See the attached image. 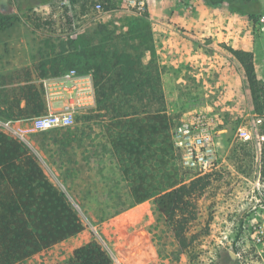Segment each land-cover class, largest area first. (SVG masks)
<instances>
[{
	"label": "rangeland",
	"instance_id": "obj_1",
	"mask_svg": "<svg viewBox=\"0 0 264 264\" xmlns=\"http://www.w3.org/2000/svg\"><path fill=\"white\" fill-rule=\"evenodd\" d=\"M8 11L16 12V7L0 0V12ZM0 37L11 50L6 74L0 73V92L19 85L10 76L13 55L17 64L30 60L35 73L42 62L50 68L55 57L73 55L66 69L94 76L95 105L78 108L72 125L31 130L25 119L0 117V127L19 135L38 154L87 224L83 232L16 264L63 262L91 239L108 250L114 264H264L251 224L264 213V119L254 112L244 68L229 49L252 52L264 83V0L219 5L206 0H53L21 14ZM143 60L154 62V99L152 88L133 85L143 80ZM26 72L21 74H32ZM52 96L53 110H62L67 100ZM105 98H130L139 109L167 112L175 122L173 140L184 120L212 116L218 167L206 173L211 184L197 200L187 250L153 199L134 202L112 139L89 132L114 114L103 108ZM95 137L103 138L106 147L112 143L113 149L101 147L107 159L100 157V148H89ZM105 159L115 165H101ZM183 166L188 175L200 174Z\"/></svg>",
	"mask_w": 264,
	"mask_h": 264
},
{
	"label": "trees",
	"instance_id": "obj_2",
	"mask_svg": "<svg viewBox=\"0 0 264 264\" xmlns=\"http://www.w3.org/2000/svg\"><path fill=\"white\" fill-rule=\"evenodd\" d=\"M51 1L7 0L8 5L16 7V12H0V31L12 26L21 14L33 10L36 5ZM224 1L227 0H206L211 5ZM239 1L246 4L259 0ZM231 9L237 11L235 7ZM229 49L244 68L254 112L264 119V83L257 77L253 53ZM62 56L55 57L50 68L45 66L47 62H42L38 76L67 71L66 65L74 56L63 60ZM133 85L135 89L153 87L148 78ZM127 100L115 102L105 98L103 106L114 112L108 125L119 129V135L112 141L118 150L122 175L131 188L134 202L153 199L172 227L180 247L187 250L190 246L188 226L196 216L197 200L211 184V174L188 175L182 153L172 137L175 122L171 115L161 109L154 112L139 109L133 105V99ZM98 107L102 108L100 104ZM47 112L41 82H27L0 92V117L4 119H28ZM261 156L264 163V142ZM86 228L85 220L38 154L19 135L0 127V264L22 262ZM47 264H114V261L98 240L91 239L75 248L67 260Z\"/></svg>",
	"mask_w": 264,
	"mask_h": 264
},
{
	"label": "built area",
	"instance_id": "obj_3",
	"mask_svg": "<svg viewBox=\"0 0 264 264\" xmlns=\"http://www.w3.org/2000/svg\"><path fill=\"white\" fill-rule=\"evenodd\" d=\"M43 86L49 102L54 93L65 98L67 102L62 110L51 109L47 113L25 119L29 122L31 130L43 131L55 126L72 125L77 109L90 105L89 97L94 99L92 79L78 73L74 68L68 69L58 78L44 80ZM53 88L57 90L52 91ZM212 121V116L196 114L181 122L174 130L175 145L183 151L184 165L197 170L200 174L209 173L218 167L217 150L211 129ZM9 123L10 121H7L4 125L9 126ZM241 131L246 134V130ZM261 140H264V134ZM251 224L255 229L253 235L255 246L262 249L258 253V258L264 260V213Z\"/></svg>",
	"mask_w": 264,
	"mask_h": 264
},
{
	"label": "crops",
	"instance_id": "obj_4",
	"mask_svg": "<svg viewBox=\"0 0 264 264\" xmlns=\"http://www.w3.org/2000/svg\"><path fill=\"white\" fill-rule=\"evenodd\" d=\"M4 40H1V37H0V73L1 74H6L5 72V60H6V53H10L11 50L8 49L3 45ZM8 57V56H7ZM15 56H9V59L8 60H13V63L14 65L10 67V69L14 72H10V76L11 78H13L12 81L15 85H18V84H24V83H27V82H41L43 83L44 80H47L46 77H40L38 76V73H35L33 71V67L31 66V61L28 60L26 62H24L23 64H17V59H14ZM148 63L147 60H143V64L141 63V66L142 67V78L143 80H145V78H148L149 80H151L152 84H153V87H152V99H154V80H155V66H154V62L150 63L149 64H146ZM23 70H27L26 73H31L32 71V74L28 75V76H24L22 75L21 73H23ZM84 76H88L89 78L92 79V77L94 78L93 74L91 72H88V73H84L83 74ZM158 77L157 79L159 80V73L157 74ZM92 83H93V79H92ZM95 96V94H94ZM90 105L93 106L95 105V98H90ZM47 100V99H46ZM94 102V103H93ZM52 103H54L53 100H51V102H49L47 100V106H50V108L53 109L52 107ZM21 105H24V101L21 102ZM90 106V107H91ZM155 110L153 109L152 112H154ZM149 113V112H148ZM103 123H105V125H100V126H95L93 127V130L89 131L90 133L93 134V136H107L109 138H114L115 136L119 135L117 134L119 132V129L115 126H109L106 124V122L110 121V118L108 119L107 117L104 118V120H101ZM79 133H83V130L80 129ZM103 139V138H102ZM102 139H99V137H95L94 138V142H91V146H89V148L91 149H96V148H100V157H103L105 155V158L107 157V152L104 150L102 151L101 147H103L105 149V143ZM113 142V141H112ZM74 143V142H73ZM77 143V142H76ZM76 148H78V145H80V141L76 144ZM88 147V146H87ZM107 149H113V146H112V143L110 144V142H108V145L106 147ZM107 159V158H106ZM101 160L99 163L101 165H106V166H110V165H115L114 162H111V160L107 161V160ZM93 163H96V162H92Z\"/></svg>",
	"mask_w": 264,
	"mask_h": 264
},
{
	"label": "water",
	"instance_id": "obj_5",
	"mask_svg": "<svg viewBox=\"0 0 264 264\" xmlns=\"http://www.w3.org/2000/svg\"><path fill=\"white\" fill-rule=\"evenodd\" d=\"M235 257V256H234Z\"/></svg>",
	"mask_w": 264,
	"mask_h": 264
}]
</instances>
